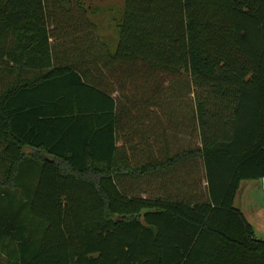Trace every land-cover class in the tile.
I'll list each match as a JSON object with an SVG mask.
<instances>
[{
  "label": "trees",
  "instance_id": "1",
  "mask_svg": "<svg viewBox=\"0 0 264 264\" xmlns=\"http://www.w3.org/2000/svg\"><path fill=\"white\" fill-rule=\"evenodd\" d=\"M63 1L0 0V264H264L214 170L264 162V0Z\"/></svg>",
  "mask_w": 264,
  "mask_h": 264
},
{
  "label": "crops",
  "instance_id": "2",
  "mask_svg": "<svg viewBox=\"0 0 264 264\" xmlns=\"http://www.w3.org/2000/svg\"><path fill=\"white\" fill-rule=\"evenodd\" d=\"M217 172H239L242 174H260L264 171V162L254 160L251 154H236V156H220V161L215 163ZM203 171V169H202ZM261 175L241 177L238 181L232 204L243 215L250 226L253 237L264 241V189L261 188ZM202 184L203 181H202Z\"/></svg>",
  "mask_w": 264,
  "mask_h": 264
},
{
  "label": "rangeland",
  "instance_id": "3",
  "mask_svg": "<svg viewBox=\"0 0 264 264\" xmlns=\"http://www.w3.org/2000/svg\"><path fill=\"white\" fill-rule=\"evenodd\" d=\"M63 3L69 5L73 11H77L80 21L85 20V13L90 19L95 20L97 22V30H99L102 35L110 38L117 36V29L115 26L122 13L123 0H64ZM4 76L6 77V74H4ZM183 93V97H185L187 86H184ZM160 96L162 98L164 93H161ZM190 97H192V95H190ZM188 115L189 113L185 114L186 117ZM185 128L187 130L185 129L182 131L183 137H187L191 132L190 125L185 126ZM144 188L147 187L145 186Z\"/></svg>",
  "mask_w": 264,
  "mask_h": 264
},
{
  "label": "built area",
  "instance_id": "4",
  "mask_svg": "<svg viewBox=\"0 0 264 264\" xmlns=\"http://www.w3.org/2000/svg\"><path fill=\"white\" fill-rule=\"evenodd\" d=\"M260 182H261V188L264 189V175L261 176Z\"/></svg>",
  "mask_w": 264,
  "mask_h": 264
}]
</instances>
